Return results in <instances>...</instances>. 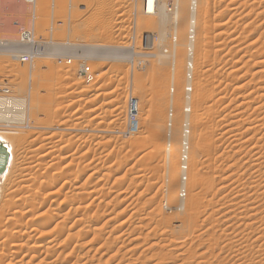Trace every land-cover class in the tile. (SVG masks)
I'll list each match as a JSON object with an SVG mask.
<instances>
[{
    "label": "rangeland",
    "instance_id": "rangeland-1",
    "mask_svg": "<svg viewBox=\"0 0 264 264\" xmlns=\"http://www.w3.org/2000/svg\"><path fill=\"white\" fill-rule=\"evenodd\" d=\"M181 1L184 3H181ZM181 1L180 4L184 5L182 6L188 14V6L186 7V5L189 0H187V2L186 0ZM164 2L167 3V0ZM50 3H54L56 5H50ZM0 4H3L7 10L3 13L0 12L1 34L3 33L4 35L15 37L16 31L18 30L17 28H19L20 25L26 27L30 25L29 21L31 20V14L28 7H26V5H22L25 7V11L17 10L16 6L17 4H22L21 0H0ZM238 5H240L239 7L241 9L237 7ZM263 5L264 0H257V3L256 0L255 2L254 0H198L197 10L199 11H197V13L199 15L196 16V20L198 19L196 21V28L198 27L196 32L198 30L199 31L196 33L197 35L195 34V39L197 37L196 40H198L199 43L194 40V46L198 47L199 51H209L208 54L205 55L206 57L204 56L205 53H203V51L200 52L202 53L200 56L204 58L199 59V51L197 52L198 48L195 47L194 50V59L196 57L194 62L196 61L195 65L196 63L197 65L195 69L192 70L193 77H195L193 78L194 81L192 80V83L194 84L191 83L193 85V96L191 95L190 97L192 111L187 114L189 115L188 120V116L183 114V104L181 105V103L187 102L190 106V98L188 97L189 101H186V99H183L185 102L183 100L182 102L180 101V97L185 96H182L184 93L182 88L186 82L181 81L180 83L179 80H182V78L176 79L173 82L175 83V85H173L175 86L174 92L177 93V95H173L175 96L173 97L175 100L173 107L174 114L176 115L175 117H177V120L184 117L185 121L184 119H181V123L188 124L190 122L188 124L190 125V128L188 127V129L189 131L191 130V133L189 134L190 139L188 138V141L190 140V147H188V150L186 151L188 152V159L190 158V160L186 159V161L185 159H181L182 162L185 160L186 164L188 162L187 168L189 176L187 175L186 183H183L186 187L183 185L179 188L175 187V191L173 190V193L169 188V186L171 187V184L169 183L172 182V179L170 178L171 181L167 179L168 174H165V172H167L165 169L167 170V168H169L168 166L171 167V164L167 166L168 156L164 154L163 145L166 141L171 140L172 145L174 146L175 144L174 147L172 146L173 150L176 148L175 150H178L176 152H179L177 147L181 148L179 141L180 135H178L180 134L181 125L179 126V124H177L176 128L172 129L171 133L175 132L174 137H171L172 135H167V132H165V125L167 119V104H170L168 99V89L171 85L170 76L172 77L173 73L177 72V69H179L177 67L186 70L184 62V59H186L185 49V52H183L184 58L182 62H179L181 63L179 64L180 66H176L173 71L170 68V62H167V58L163 59L164 56L158 55L161 49L158 45L159 41L155 43L151 51L152 54H155L146 59V62L142 67L132 68L128 61L134 54H132L128 48H124V46L128 45L129 41L132 40V42H135V46L138 47L140 45V37L144 32H153L158 37L157 32L160 31V27L156 23L152 24L154 17L142 12V0H45L44 12H38V17L35 19L34 31L36 34V40L45 42L52 40L56 43L70 41L72 44H75L68 46L69 49H67V46L63 47V45L47 47L49 46L47 44V48H43L42 52H45L43 54L41 53L40 58L39 55H36L29 63H21L17 54L0 55V84L7 81L9 87L16 92V95L14 96L15 98L22 95L26 96L27 99H32L30 100L31 102H33L35 97H38L41 101L40 104L33 107L29 111V113H33L29 114L30 118L28 123L30 128L28 127L13 133L8 132L6 135L12 138L11 140L14 142L13 145H15L18 138L19 142L17 141V147L19 148L29 147L28 149L33 150L36 155H40L45 152L44 154L46 156L44 155L45 157L39 161V165H33V162L35 163L34 159L33 161L29 160L31 161V172L27 175V177H29L26 179L27 182L25 180L23 185L24 187L30 185L31 191L33 190L32 192H34L33 195H40L39 200H43L45 198V202L47 201L40 209H34L35 211L33 208L30 209L28 205H24L22 210L18 208L20 211H27L28 215L33 213L34 215L32 214V216L36 218L33 220V223L28 224L26 223L28 222L26 218L28 219L31 216H24L25 218H21L22 221L19 220L21 221L19 223L22 224L19 225V228L16 227L17 225H13L15 228L12 225L10 227L9 225V229H7L9 230L8 240L12 243H21V241H26L27 244L25 243L21 253L16 255V257L9 252L7 255L10 254L11 256H9V258H2V261L0 260L1 264H4V262L7 263L8 261H11L9 264H12L13 262L14 264H19V262L16 261L21 260L24 264H183L184 262V264H253L254 262V264H262L264 260L262 257H258V252L253 254L257 251L256 249H258L259 246L255 249L257 242L255 241V245L251 242L254 240V233L257 235L260 234V231H264V223L260 217L258 219V216L260 215L259 211L263 210L264 206V185L262 179H258L260 176L258 173L264 172V170H262V168L264 169V158L260 163L256 160V156L260 154L257 151H262L264 149L262 143L263 137H261L263 129H260V127H262V123L264 122V116L262 113L264 111V88L262 87L264 86V84H262L264 83V72H262V69L264 70V60L261 61L264 59ZM233 9L238 14H233ZM228 11H230L229 14ZM231 11L232 15L230 14ZM167 16L169 17V15ZM104 19L106 21L108 20L107 23H109L105 24ZM150 19L151 21H149ZM220 22L224 23L220 25ZM167 23H169V21ZM214 24L216 26L215 28ZM223 24H226L228 27L226 25L223 26ZM220 26L221 28H224L222 29L225 30L224 32H222L219 28ZM168 27V24L164 26L166 32ZM203 28H205L206 33L210 32L206 35L207 37L210 36L209 38L205 37ZM252 28H254V30ZM229 32L232 33L230 34ZM221 33H226L227 35H222ZM223 36L224 38H221ZM239 37L240 39H238ZM219 39L220 41H218ZM203 40L208 41L206 43L203 42ZM164 41H162L163 43L160 42L162 45L161 47L167 45L166 37ZM218 43L221 45H218ZM204 44H206V47L203 46ZM207 46H209V48H207ZM247 50H249V52H247ZM20 51L21 49L19 52ZM168 51H170L169 48ZM234 51H236V53H234ZM226 53H229L228 55L230 57H227ZM251 53L252 56L255 53L254 55L256 57H252ZM223 56L225 57L224 59ZM159 57H161V59ZM67 59H71L70 64H68ZM80 59L89 60L93 66L96 73L93 80L94 82L91 81L87 83L82 80L79 75ZM257 60H259L261 64H259ZM154 61L156 63L159 61V65ZM200 61L206 62L202 63ZM254 62L261 65L260 67L263 68L259 69V65L256 66ZM234 64L237 67H235ZM182 66H184L185 69L182 68ZM256 67L259 69L258 71ZM231 68L235 74L233 71L230 72L232 70ZM159 70L161 71L159 72ZM260 71L263 75H260ZM231 73L236 76H232V78L230 76L232 75ZM197 74L199 75L197 76ZM166 76L168 77L166 78ZM139 77L141 78V81H143L141 87L135 85V82L139 79ZM249 79L251 80L249 81ZM201 85L206 89H202ZM198 87L200 90H198ZM256 87L259 88L257 89ZM253 89L255 92H253ZM259 89L260 92H258ZM201 90L204 92L207 91L206 96L209 94L210 97L208 95L204 101L198 102V97L195 96H198L197 93ZM260 93L263 94L260 95ZM219 94H222V96H219ZM130 95L135 97L138 101L137 116L140 124L139 131L133 134L124 133L127 126L126 102ZM250 97L252 99H250ZM218 99L223 101H219ZM158 102L161 106L157 104ZM178 102H180V104ZM70 103L72 104L71 106ZM58 104H61L62 106L60 110L56 109ZM256 105H263V109L260 110V113L259 111H256ZM157 106H159L160 110L162 109L161 112ZM215 106L217 107L215 108ZM141 108H143L146 113L150 110H154L155 112L153 111L151 113L155 114L156 112H159L162 115L157 114L160 118H157L156 121H153L152 118L153 124H147V122L143 121L139 117V110ZM213 115L217 116L214 117ZM152 116L154 117V115ZM211 116L213 118H211ZM220 117L223 118L221 119ZM198 118H201L200 121ZM241 120L242 122H240ZM59 121H63L61 123L64 124L58 126L57 122ZM227 123L230 125L228 126ZM149 125L153 126L150 127ZM70 126L71 129H69ZM185 126L187 127V125ZM226 130L227 132H225ZM176 131H179V133H176ZM158 132L160 134H158ZM147 134L148 137H146ZM152 134L154 136H152ZM208 136L211 138H207ZM167 137H170V140H168ZM256 138L258 142L255 140ZM49 145H52L54 148L52 146L48 147ZM208 145H210L211 148ZM255 147H257V149H255ZM258 147L261 148L258 149ZM14 148H16V145ZM47 148L48 150L50 148L54 149L51 150L54 151V153L49 152L50 154H47ZM186 152L185 154L187 155ZM148 155L150 156L148 157ZM70 156H72L73 159ZM145 156L146 158H144ZM176 156L177 155H174L171 156L172 158H169L170 161L176 162V164L174 162L175 175H177L176 169L179 166V159ZM191 159L193 161H191ZM189 161L191 162L192 167L191 164H189ZM11 164L12 163L10 162L8 165L10 172L17 168V166L21 163H18V160H14V164H12L13 166ZM194 172L203 175L205 182L202 183L201 186H191L192 178L194 176L193 174H195ZM255 172H257V174ZM30 173L33 177L30 176ZM64 176L66 181L70 182V186L67 185V182L65 185ZM188 177L191 179H189L191 183L189 182ZM4 178L5 177L3 176L0 180V185L3 188L0 190V204L3 200L9 197L6 195L7 191H4L6 187H4V185H6ZM28 181H30V183ZM174 181L175 180L173 179V182ZM74 185H79V188H76ZM49 191H52L54 194H50ZM192 191L196 192L197 196L199 195L198 197L201 204L197 209L198 212L195 213V223L188 225L187 222L185 223L183 221V218H186V204L190 196L189 194H191ZM15 194H13L14 199H17L22 195H24L23 197L25 198L29 196V193L27 194L26 191L23 193L19 192V194L18 192H15ZM169 195L171 197H169ZM31 196L28 197L29 200L32 198L31 201L35 203L34 199L36 198ZM67 196H69V199H67ZM48 198L53 200L51 201L50 210L47 213L49 217H51L49 218L50 220L47 218L45 219L47 214L43 211V209H47V203L49 202ZM74 198L76 199L72 201L71 199ZM77 203H79L80 207L78 212H75L76 214L74 215V211L72 209ZM181 203H184L185 206H183L184 204L181 206ZM63 210H68L67 212H69V215L71 216V219L69 218L65 221V228H68V226H70L69 224H72L71 222H73L76 215L79 216V224L73 226L71 230L74 232V230L76 231L78 229L80 232L78 231L79 233L77 232L78 234H76V236L73 235L72 238H69V236L67 238L65 233L60 234L58 232L60 229H58L56 222L61 218ZM72 214L74 216H72ZM179 217L181 219H179ZM46 222L47 224H45ZM2 225H4V223ZM31 228H34L36 231H30L32 230ZM23 230H26V232L28 231L23 234L24 236L21 235ZM71 230L69 231L72 233ZM16 231L20 232L16 234ZM11 235L13 236L10 237ZM247 235L248 237H253L248 239ZM28 236H30V238ZM45 238L52 244L49 242L46 243V241L44 242ZM246 240L250 242H248L249 244L253 245L247 246L248 243ZM9 241L7 243H10ZM32 243L41 244V247H31L30 245ZM171 245H173L172 248ZM47 246H50L49 249H51V254H48L46 251L41 252V250H45L44 248ZM244 246H247L249 250L251 249L252 251L250 250V252H254L250 253L246 247L244 248ZM240 248L241 250L243 249V251H239ZM244 249L248 253L244 252ZM242 252L244 253L241 254ZM235 253L237 255L239 253V255L235 257ZM245 253L247 254V257ZM255 255H257V257ZM20 257L21 260H19ZM240 257H242V260H240ZM250 257H254L255 259H250ZM258 260L260 262L262 261V263L257 262Z\"/></svg>",
    "mask_w": 264,
    "mask_h": 264
},
{
    "label": "bare ground",
    "instance_id": "bare-ground-1",
    "mask_svg": "<svg viewBox=\"0 0 264 264\" xmlns=\"http://www.w3.org/2000/svg\"><path fill=\"white\" fill-rule=\"evenodd\" d=\"M2 1V0H1ZM22 1V4H20V5H18L17 4V10H24L25 9V7L24 6H22V5H26V7H28V9H29V12H30V21H29V24L30 25H28V27H26V26H23V25H20V28H22L21 29V31L23 30V32L24 33H26V34H24L23 36H22V38H23V40L21 39V36H19V33H20V31H16V36L15 37H10V35L8 36V35H4L3 33L1 34V32H0V55H7V54H17L18 55V59L22 56V55H24V54H26V55H28V56H30V60H29V62H31L33 59H34V57L36 56V55H39V58H40V56H41V53L43 54L45 51H43L42 52V50H43V48H47V47H54V46H62L63 45V47L64 46H67V49H69V47L68 46H71V45H74V44H72V42H53L52 40H49V41H40V40H36V34H35V31H34V29H35V19L38 17L37 16V13L39 12H44V10H45V0H29V1H26V0H21ZM52 1V0H51ZM165 1V0H164ZM163 0H142V12L143 13H145V14H147V15H152L154 18H153V21H152V24H154V23H156L160 28H159V30L160 31H158L157 33H158V37H157V35H155V33H153V32H144L142 35H141V37H140V45L138 46V47H136L135 46V42L133 41L132 42V40H130L129 41V43H128V45H126V46H124V48H128L131 52H132V54H134L130 59H129V63H130V65H131V67L132 68H140V67H142L143 65H144V63L146 62V59H148V58H150V57H152L154 54H152V49H153V47H154V45H155V43L156 42H158V45H159V47L161 48H159L160 49V52L158 53V55H161V56H164V58L163 59H165V58H167V62H170V64L169 65H171L170 66V68L172 69V71L175 69V67L176 66H180L179 64H181V63H179V62H182V60H183V52H185L186 51V59H184V62H185V68H186V70H183V69H181L180 67H177V68H179V69H177V74L174 72L173 73V75H172V77L170 76V78H171V80H170V82H171V85H170V88L168 89L169 91H168V95H169V103L170 104H167L168 105V108H167V110L168 109H171L172 110V113H171V126H168V111H167V119H166V131L165 132H167V135L168 136H170V135H172L171 137H174L175 136V132L174 133H171V131H172V129L173 128H176V126H177V124H179V126L181 127V129H180V134H178V135H180V146H181V148H178L177 147V149H179V152H176V151H178V150H173L172 149V142H171V140H170V137L168 138V140H170V141H166L165 142V144L163 145L164 146V148H163V151H164V154L165 155H167L168 156V161H167V166L168 165H170L171 164V167L170 166H168L169 168H167V170L165 169V171H167V172H165V174L167 173L168 174V178L167 179H169L170 180V178L172 179V182L171 183H169V184H171V187L169 186V188H170V191L171 192H173V190L175 189V187L176 188H179L181 185H183V183L185 184L186 183V180H187V175H188V168H187V170L185 171L184 169H182V166L181 165H183L184 164V162H182V160L181 159H188V157H189V155H188V152H186L187 153V155L185 154V152L183 151L182 152V141H183V139L184 140H187V144H188V147H190L189 146V144H190V140L188 141V138L190 137V131H189V129H188V127L190 126V125H188V124H184V123H181L182 121H181V119L183 120L184 119V117L182 118H179L178 120H177V117H175L176 115L174 114V109H173V107H174V98L173 97H175V96H173V95H177V93L176 92H174L175 91V86H173V85H175V83H173L176 79H180V78H182V80H179L180 81V83H181V81H184V82H186V84L184 83V87L182 88L183 90L182 91H184V93L182 94V96H184V97H180V101L182 102V100L184 99H186V101H189L188 99L191 97V95H192V84H194V83H192V80H193V78L195 77H193V69H195V67H196V65H197V63H196V65H195V62H194V60L196 59V57H195V59H194V50H195V47L196 46H194V44H195V41L194 40H196L197 39V37H196V39H195V34L199 31H197L196 32V29L198 28H196V26H197V20H196V16L197 15H199L198 13H197V11H199V10H197V8H198V6H197V3H198V0H189V2H188V4L186 5V7L188 6V8H187V12H188V14L186 13V11H185V9H184V5L182 6L181 4H180V1L181 0H167V3L166 2H164ZM201 1V0H200ZM235 1V0H234ZM242 1V0H241ZM250 1V0H249ZM262 1V0H261ZM14 2V1H13ZM54 2V1H53ZM136 2V1H135ZM186 2H187V0H186ZM230 2V1H229ZM254 2H255V0H254ZM181 3H184V2H182L181 1ZM200 3V2H199ZM256 3H257V0H256ZM138 4V3H137ZM238 4V3H237ZM50 5H56V4H54V3H50ZM107 5V4H106ZM200 5V4H199ZM49 6V5H48ZM54 6H51V7H54ZM240 5H238L237 7L238 8H240L239 7ZM264 6V5H263ZM132 7H133V5H132ZM201 7V6H200ZM207 7V6H206ZM243 7V6H242ZM135 8V7H134ZM227 8V7H226ZM229 8V7H228ZM233 8V7H232ZM238 8H236V9H238ZM241 9V8H240ZM249 9V8H248ZM5 10H6V8H5V6H3V4H0V12L1 13H3V12H5ZM228 10V9H227ZM230 10V9H229ZM7 11V10H6ZM25 11V10H24ZM232 11H234V9L232 10ZM232 11H231V15H232ZM237 11V10H236ZM249 11V10H248ZM106 12V11H105ZM229 12L230 11H228V14H229ZM18 13V12H17ZM234 13H236L235 11L233 12V14ZM236 14H238V13H236ZM240 14V13H239ZM255 14V13H254ZM41 15V14H40ZM167 15H169V17L167 16ZM188 15V16H187ZM230 15V16H231ZM135 16V15H134ZM228 16V15H227ZM238 16H240V15H238ZM41 17V16H40ZM202 17V16H201ZM4 18V17H3ZM169 18V19H168ZM231 18H233V17H231ZM238 18V17H237ZM188 19H189V21H188ZM202 19V18H201ZM205 19V18H204ZM1 20V19H0ZM14 20V19H13ZM20 20V19H19ZM105 20V19H104ZM203 20V19H202ZM206 20V19H205ZM228 20V19H227ZM248 20V19H247ZM108 21V20H107ZM107 21L105 20L104 22H105V24H108L107 23ZM149 21H151V19L149 20ZM169 21V23H167ZM188 21V22H187ZM200 21V20H199ZM198 21V22H199ZM223 21V20H222ZM239 21V20H238ZM237 21V22H238ZM15 22V21H14ZM137 22H138V19H137ZM205 22V21H204ZM234 22H235V19H234ZM240 22V21H239ZM22 23V22H21ZM149 23V22H148ZM222 23H224V22H222ZM221 22H220V25L222 24ZM19 24V23H18ZM155 24V25H156ZM166 24H168V28H167V32L165 31L166 29L164 28V26L166 25ZM187 24H188V27H187ZM218 24V23H217ZM255 24V23H254ZM144 25V24H143ZM226 24H223V26H225ZM244 25V24H243ZM248 25V24H247ZM18 26V25H17ZM201 26H202V24H201ZM227 26V25H226ZM233 26H235V25H233ZM242 26V25H241ZM250 26V25H249ZM53 27V26H52ZM204 27H205V24H204ZM212 27V26H211ZM216 26H215V24H214V28H215ZM228 27V26H227ZM244 27V26H243ZM201 28V27H200ZM221 30L222 29H224V28H221V26L219 27ZM218 28V29H219ZM231 28V27H230ZM188 29V30H187ZM207 29H208V26H207ZM211 29V28H210ZM219 29V30H220ZM234 29V28H233ZM232 29V30H233ZM236 29V28H235ZM240 29V28H239ZM238 29V30H239ZM242 29V28H241ZM246 29V28H245ZM249 29V28H248ZM247 29V30H248ZM253 30H254V28H252ZM53 30V29H52ZM203 32H205V37L206 38H209V37H207L206 35H207V33H210V32H207L206 33V31H205V28H203ZM1 31V30H0ZM157 31V30H156ZM218 31V30H217ZM217 31H216V33H217ZM225 30H222V32H224ZM241 31V30H240ZM242 31H243V29H242ZM249 31V30H248ZM261 31V30H260ZM227 32V31H226ZM214 33V32H213ZM230 33V32H229ZM228 33V34H229ZM232 33V32H231ZM230 33V34H231ZM166 34H167V36H166ZM186 34H187V37H186ZM204 34V33H203ZM222 34V33H221ZM220 34V35H221ZM224 34H226V33H223L222 35H224ZM244 34V33H243ZM242 34V35H243ZM183 35H185V36H182ZM197 35V34H196ZM201 35H202V33H201ZM218 35V34H217ZM216 35V36H217ZM227 35V34H226ZM49 36V35H48ZM216 36H215V38H216ZM233 36V35H232ZM244 36V35H243ZM242 36V37H243ZM252 36V35H251ZM255 36V35H254ZM165 37L167 38V45H165V46H163V47H161L162 45H161V43H163L162 41H164L165 40ZM177 37H179V38H177ZM185 37V38H184ZM218 37V36H217ZM247 37V36H246ZM264 37V36H263ZM220 38V37H219ZM221 38H224V36L223 37H221ZM225 38H227V37H225ZM233 38V37H232ZM235 38V37H234ZM252 38H255V37H252ZM142 39H145L144 40V42H143V46H142ZM227 39H229V38H227ZM238 39H240V37L238 38ZM242 39H244V38H242ZM258 39V38H257ZM48 40V39H47ZM208 40H210V39H208ZM207 40V41H208ZM196 41H198V40H196ZM207 41L205 40H203V42H206L207 43ZM218 41H220V39L218 40ZM231 41V40H230ZM245 41V40H244ZM161 42V43H160ZM165 42V41H164ZM201 42V41H200ZM210 42V41H209ZM221 42H222V39H221ZM220 42V43H221ZM233 42V41H232ZM235 42H236V40H235ZM238 42H239V40H238ZM248 42V41H247ZM166 43V42H165ZM198 43H199V41H198ZM220 43H218V45L220 44ZM254 43V42H253ZM256 43H257V41H256ZM49 45V46H47L46 47V45ZM52 46H51V45ZM196 44H197V42H196ZM208 44H210V43H208ZM222 44H223V42H222ZM242 44H244V43H242ZM252 44V43H251ZM250 44V45H251ZM259 44V43H258ZM118 45V44H117ZM122 45V44H121ZM199 45V44H198ZM216 45V44H215ZM221 45V44H220ZM229 45V44H228ZM237 45V44H236ZM249 45V46H250ZM253 45V44H252ZM251 45V46H252ZM257 45V44H256ZM167 46H168V48H169V50L170 51H168V48H167ZM204 47H206V44H204L203 45ZM202 46V47H203ZM227 46V45H226ZM225 46V47H226ZM239 46H240V44H239ZM263 46V45H262ZM145 49H144V48ZM201 47V48H202ZM229 47V46H228ZM228 47H227V49H228ZM254 47H256V46H254ZM196 48H198V47H196ZM207 48H209V46H207ZM239 48V47H238ZM21 49V51L19 52V50ZM184 49H185V51H184ZM222 49V48H221ZM224 49V48H223ZM230 49V48H229ZM201 50V49H200ZM205 50V49H204ZM212 50V49H211ZM243 50V49H242ZM258 50V49H257ZM264 50V49H263ZM16 51H18V52H16ZM199 51V48H198V50H197V52ZM203 50H201V51H199V56L202 54V53H200V52H202ZM209 51V50H208ZM208 51L206 50V51H203V53H205L204 54V56L206 55V54H208ZM217 51V50H216ZM223 51V50H222ZM230 51V50H229ZM232 51H233V49H232ZM240 51V50H239ZM245 51V50H244ZM256 51V50H255ZM120 52V51H119ZM207 52V53H206ZM218 52H220V51H218ZM246 52V51H245ZM247 52H249V50H247ZM20 53V54H19ZM115 53V52H114ZM229 53H231V52H229ZM228 53V54H229ZM234 53H236V51H234ZM253 53V52H252ZM252 53H251V56H252ZM222 54V53H221ZM227 54V53H226ZM227 54V57L229 56ZM255 54V53H254ZM253 54V56L254 57H256L255 55ZM113 55V54H112ZM212 55V54H211ZM216 55V54H215ZM220 55V54H219ZM234 55V54H233ZM249 55V54H248ZM116 56V55H115ZM140 56V58H138ZM239 56V55H238ZM252 56V57H253ZM45 57V56H44ZM43 57V58H44ZM141 57H143V58H141ZM156 57V56H155ZM206 57V56H205ZM209 57V56H208ZM230 57V56H229ZM235 57V56H234ZM37 58V57H36ZM137 58H138V61L140 62H135L136 60H137ZM157 58V57H156ZM160 59H161V57H159ZM202 59V58H204V57H199V59ZM217 58H218V56H217ZM225 57L223 56V59H224ZM97 59V58H96ZM158 59V58H157ZM239 59V58H238ZM159 60V59H158ZM246 60V59H245ZM264 59H262L261 61H263ZM19 61L21 62V60L19 59ZM37 61V60H36ZM121 61V60H120ZM160 61V60H159ZM158 61V62H159ZM163 61V60H162ZM177 61H178V64H177ZM199 61V60H198ZM212 61V60H211ZM210 61V62H211ZM229 61V60H228ZM228 61H227V63H228ZM232 61V60H231ZM258 61V63L259 64H261L260 63V61L259 60H257ZM29 62H21V63H29ZM68 62V61H67ZM70 62H71V59H70ZM69 62V63H70ZM155 62V61H154ZM157 62V63H158ZM166 62V61H165ZM200 62H202V61H200ZM206 62V61H205ZM205 62H202V63H205ZM208 62V61H207ZM236 62V61H235ZM112 63V62H111ZM156 63V62H155ZM156 63V64H157ZM160 63V62H159ZM159 63H158V65H159ZM162 63V62H161ZM225 63V62H224ZM255 63V62H254ZM263 63V62H262ZM177 64V65H176ZM199 64H201V63H199ZM209 64V63H208ZM212 64V63H211ZM215 64V63H214ZM223 64V63H222ZM237 64V63H236ZM243 64H244V62H243ZM256 64V63H255ZM259 64H256V66L257 65H259ZM184 65V64H183ZM195 65V66H194ZM210 65V64H209ZM263 65H264V63H263ZM262 65V66H263ZM157 66V65H156ZM229 66V65H228ZM233 66V65H232ZM234 66H235V64H234ZM261 65H259L258 67H260ZM194 67V68H193ZM216 67V66H215ZM235 67H237V66H235ZM242 67H243V65H242ZM264 67V66H263ZM263 67H260L259 69H262ZM17 68V67H16ZM163 68V67H162ZM182 68H184V66H182ZM184 68V69H185ZM220 68V67H219ZM224 68H225V66H224ZM26 69V68H25ZM232 69V68H231ZM230 69V70H231ZM239 69V68H238ZM248 69V68H247ZM256 69H257V67H256ZM259 69H257V71L259 70ZM208 70V69H207ZM229 70V69H228ZM227 70V71H228ZM240 70V69H239ZM238 70V71H239ZM155 71H157V70H155ZM161 70H159V72H160ZM163 71H165V70H163ZM176 71V70H175ZM210 71H211V69H210ZM218 71V70H217ZM233 71V69L230 71V72H232ZM166 72H167V70H166ZM209 72V71H208ZM207 72V73H208ZM234 72V71H233ZM244 72V71H243ZM262 72H264V70L262 69ZM261 71H260V75H263V73H262ZM25 73V72H24ZM33 73V72H32ZM170 73L172 74V72L170 71ZM209 73H211V72H209ZM27 74V73H26ZM30 74V73H29ZM49 74V73H48ZM153 74V73H152ZM215 74H216V72H215ZM232 74V73H231ZM234 74H235V72H234ZM234 74H232V75H230L231 77L233 76H236V75H234ZM242 74V73H241ZM52 75V74H51ZM50 75V76H51ZM156 75H157V73H156ZM195 75V74H194ZM199 74H197V76H198ZM211 75V74H210ZM28 76V75H27ZM63 76V75H62ZM154 76V75H153ZM201 76H203V75H201ZM22 77V76H21ZM159 77V76H158ZM168 76H166V78H167ZM200 77V76H199ZM206 77V76H205ZM232 77V78H233ZM240 77V76H239ZM242 77V76H241ZM262 77V76H261ZM63 78V77H62ZM98 78V77H97ZM159 78H161V77H159ZM225 78V77H224ZM228 78H230V77H228ZM253 78H254V76H253ZM60 79V78H59ZM162 79H164V78H162ZM169 79V78H168ZM196 79V78H195ZM205 79V78H204ZM223 79V78H222ZM236 79V78H235ZM252 79V78H251ZM251 79H249V81L251 80ZM198 80V79H197ZM208 80V79H207ZM225 80V79H224ZM229 80V79H228ZM237 80V79H236ZM240 80V79H239ZM25 81V80H24ZM103 81V80H102ZM136 81V80H135ZM159 81V80H158ZM162 81V80H161ZM194 81V80H193ZM244 81V80H243ZM248 81V80H247ZM60 82V81H59ZM80 82V81H79ZM78 82V83H79ZM94 82V81H93ZM119 82V81H118ZM143 81H141V78L139 77V79H137V81L135 82V85H137V86H142V83ZM232 82V81H231ZM234 82V81H233ZM162 83V82H161ZM164 83V82H163ZM167 83V82H166ZM165 83V84H166ZM192 83V84H191ZM205 83V82H204ZM210 83V82H209ZM235 83V82H234ZM239 83V82H238ZM253 83V82H252ZM100 84V83H99ZM198 84V83H197ZM211 84V83H210ZM209 84V85H210ZM236 84V83H235ZM261 84V83H260ZM262 84H264V83H262ZM31 85V84H30ZM59 85V84H58ZM217 85V84H216ZM215 85V86H216ZM0 92L1 91H3L4 93H2V94H0V167H1V164H3L6 160V166H5V169L3 170V172L0 174V180H1V177H5L4 178V180L6 181L5 183H6V185H4V187H5V189H4V191L7 193L6 195H8L9 197L7 198V199H5V200H3L2 201V203L0 204V260L2 261V258H4V257H8L9 258V256H11L10 254L9 255H7L9 252H11V254H13V256H15L16 257V255H18V254H20L21 253V251H22V248H23V246H25V243H26V241L24 242H22L21 241V243H16V242H10L8 239V237H9V230H7V229H9V225H10V227H11V225L13 226V225H17L16 227H18L19 228V225H22V224H20L19 222H21L22 221V219L21 218H25L24 216H31V217H34V216H32V212H33V210L35 209H40L41 207H43V204L44 203H46L45 202V198L42 200H39V196L40 195H33V193L34 192H32L31 191V188H30V185H27V184H25V185H27L26 187H24V185H23V183L25 182V180L29 177H27V175H29V172H31L30 170H31V161H33V159L35 160V163L33 162V165H35V166H37V165H39V161L40 160H42V158L43 157H45L46 155L43 153V154H40V155H36V154H34V152H33V150H30V149H28L27 147L25 148V147H21V148H19V147H17V144H18V142H19V139L17 138V141H16V143H15V145H16V148H14V146L15 145H13V140H11L12 138L11 137H8V135H6L8 132H16V131H18V130H23V129H26V128H28L30 125H29V123H28V121H29V114H33V113H29V111H30V109H32L33 107H36L38 104H40L41 103V101L38 99V97H35L34 99H33V102H31L30 100H32V99H27V97L26 96H22V95H19L17 98H15L14 96L16 95V92L15 91H13V89H11L10 87H9V84L7 83V81H5L4 83H1L0 84ZM153 86V85H152ZM176 86H177V83H176ZM186 86H190L191 87V90H188V89H186ZM202 86V85H201ZM235 86V85H234ZM237 86V85H236ZM31 87V86H30ZM156 87V86H155ZM160 87V86H159ZM212 87V86H211ZM261 87V86H260ZM263 88H264V86H262ZM62 88V87H61ZM64 88V87H63ZM70 88V87H69ZM203 88H205V87H203L202 86V89ZM216 88V87H215ZM238 88V87H237ZM240 88V87H239ZM254 88V87H253ZM257 88V87H256ZM259 88V87H258ZM257 88V89H258ZM262 88V89H263ZM21 89V88H20ZM65 89V88H64ZM159 89H161V88H159ZM206 89V88H205ZM204 89V90H205ZM231 89V88H230ZM229 89V90H230ZM261 89V88H260ZM260 89L258 90V92H260ZM82 90V89H81ZM194 90H195V88H194ZM198 90H200L199 89V87H198ZM209 90V89H208ZM234 90V89H233ZM254 90V89H253ZM264 90V89H263ZM262 90V91H263ZM71 91H73V90H71ZM76 91V90H75ZM154 91V90H153ZM212 91V90H211ZM219 91V90H218ZM224 91V90H223ZM222 91V92H223ZM242 91V90H241ZM244 91V90H243ZM261 91V92H262ZM194 92V91H193ZM206 92L207 91H200L199 93H197V95L198 96H195V97H198V102H202V101H204V99L206 98V97H208V95L206 96ZM210 92V91H209ZM253 92H255V90L253 91ZM62 93V92H61ZM153 93V92H152ZM160 93V92H159ZM175 93V94H174ZM179 93V92H178ZM182 93V92H181ZM195 93V92H194ZM218 93V92H217ZM244 93V92H243ZM264 93V92H263ZM263 93H260V95L261 94H263ZM35 94V93H34ZM59 94V93H58ZM65 94V93H64ZM97 94V93H96ZM158 94V93H157ZM161 94V93H160ZM212 94H213V92H212ZM211 94V95H212ZM252 94V93H251ZM257 94V93H256ZM63 95V94H62ZM61 95V96H62ZM108 95V94H107ZM110 95V94H109ZM217 95V94H216ZM255 95V94H254ZM258 95H259V93H258ZM30 96H32V95H30ZM35 96H37V95H35ZM131 96V95H130ZM129 96V97H130ZM180 96V95H179ZM193 96V95H192ZM219 96H222V94H219ZM235 96V95H234ZM241 96H242V94H241ZM252 96V95H251ZM257 96V95H256ZM263 96H264V94H263ZM58 97V96H57ZM63 97V96H62ZM128 97V98H129ZM189 97V98H188ZM209 97H210V95H209ZM214 97V96H213ZM249 97V96H248ZM258 97V96H257ZM261 97V96H260ZM32 98V97H31ZM130 98H133V99H135L136 100V103H137V111H138V101H137V99L135 98V97H133V96H131ZM155 98V97H154ZM154 98H152V99H154ZM221 98V97H220ZM230 98V97H229ZM238 98H240V97H238ZM245 98V97H244ZM243 98V99H244ZM262 98V97H261ZM167 99V100H168ZM193 99V98H192ZM215 99H217V98H215ZM214 99V100H215ZM224 99H225V97H224ZM232 99V98H231ZM250 99H252L251 97H250ZM256 99V98H255ZM258 99V98H257ZM48 100V99H47ZM50 100V99H49ZM156 100V99H155ZM183 100V101H184ZM194 100V99H193ZM197 100V99H196ZM213 100V101H214ZM219 101H223V100H220V99H218ZM233 100V99H232ZM247 100V99H246ZM261 100H263V99H261ZM75 101V100H74ZM78 101V100H77ZM97 101V100H96ZM165 101V100H164ZM211 101V100H210ZM217 101V100H216ZM230 101V100H229ZM32 104H31V103ZM43 102V101H42ZM47 102V101H46ZM153 102V101H152ZM185 102V101H184ZM195 102V101H194ZM228 102V101H227ZM242 102V101H241ZM247 102V101H246ZM251 102H253V101H251ZM262 102V101H261ZM59 103V102H58ZM62 103V102H61ZM71 103H72V101H71ZM70 103V106L72 105ZM77 103V102H76ZM179 104H180V102H178ZM191 103V98H190V102H189V104ZM215 103H217V102H215ZM254 103V102H253ZM31 104V105H30ZM54 104V103H53ZM80 104V103H79ZM158 105H160L161 106V104L158 102L157 103ZM183 104V105H182ZM212 104V103H211ZM236 104V103H235ZM258 104H259V101H258ZM257 104V105H258ZM264 104V103H263ZM181 105H182V111H183V114H186L185 116H188L187 117V120H188V118H189V115H187V114H189L190 113V111H192L191 110V108H192V106H191V104H190V106L188 105V103L187 102H185V103H181ZM208 105V104H207ZM213 105V104H212ZM211 105V106H212ZM217 105V104H216ZM234 105V104H233ZM240 105V104H239ZM247 106H249L248 104H246ZM252 105V104H251ZM254 105V104H253ZM256 105V111H259V113H260V110H262L263 109V105L262 106H257ZM261 105V104H260ZM66 106V105H65ZM165 106H166V104H165ZM197 106V105H196ZM210 106V107H211ZM55 107V106H54ZM53 107V108H54ZM61 104H58L57 105V110H60L61 109ZM155 107H156V105H155ZM189 108V111H187V110H184V108ZM217 106H215V108H216ZM222 107V106H221ZM235 107V106H234ZM250 107V106H249ZM116 108H118V107H116ZM153 108V107H152ZM157 108L160 110V108H159V106H157ZM163 108V107H162ZM202 108V107H201ZM205 108V107H204ZM213 108V107H212ZM214 108V109H215ZM218 108H220V107H218ZM223 108V107H222ZM63 109V108H62ZM95 109V108H94ZM158 109H157V111H158ZM241 109V108H240ZM239 109V110H240ZM156 110V109H155ZM162 110V109H161ZM161 110H160V112H161ZM197 110V109H196ZM198 110H199V108H198ZM238 110V109H237ZM56 111V110H55ZM154 111V110H153ZM152 110H150L149 112H145V110L143 109V108H141L140 110H139V117H140V119H142L143 121H145V122H147V124H153V122H152V118H153V121H156L157 120V118L159 119L160 117L158 116L159 114H161V113H151V112H153ZM201 111H203V110H201ZM208 111H209V109H208ZM211 111V110H210ZM219 111V110H218ZM233 111V110H232ZM126 112H127V105H126ZM155 112V111H154ZM179 112H181V111H179ZM200 112V111H199ZM215 112V111H214ZM222 112V111H221ZM230 112V111H229ZM58 113V112H57ZM212 113V112H211ZM218 113V112H217ZM239 113V112H238ZM243 113V112H242ZM263 113V116H264V111L262 112ZM262 113H261V115H262ZM84 114V113H83ZM87 114V113H86ZM158 114V115H157ZM215 114V113H214ZM236 114H237V112H236ZM151 115V116H150ZM152 115H154V117L152 116ZM162 115V114H161ZM199 115V114H198ZM205 115V114H204ZM229 115V114H228ZM243 115H245V114H243ZM252 115V114H251ZM260 115V116H261ZM101 116V115H100ZM179 116V115H178ZM201 116H202V114H201ZM214 116V115H213ZM217 116V115H216ZM216 116H214V117H216ZM221 116V115H220ZM226 116V115H225ZM232 116V115H231ZM239 116H240V114H239ZM247 116V115H246ZM151 117V118H150ZM156 117V118H155ZM175 117V118H174ZM198 117V116H197ZM206 117V116H205ZM210 117V116H209ZM229 117V116H228ZM243 117V116H242ZM251 117V116H250ZM91 118V117H90ZM137 118H138V116H137ZM211 118H213L212 116H211ZM210 118V119H211ZM221 118V117H220ZM223 118V117H222ZM221 118V119H222ZM235 118V117H234ZM245 118V117H244ZM254 118V117H253ZM264 118V117H263ZM73 119V118H72ZM194 119V118H193ZM199 119V118H198ZM201 119V118H200ZM200 119H199V121H200ZM217 119V118H216ZM219 119V118H218ZM248 119V118H247ZM138 120V119H137ZM206 120V119H205ZM220 120V119H219ZM254 120V119H253ZM126 121H127V114H126ZM184 121H185V119H184ZM183 121V122H184ZM193 121V120H192ZM207 121H209V120H207ZM221 121V120H220ZM223 121V120H222ZM227 121V120H226ZM234 121V120H233ZM259 121V120H258ZM56 122V121H55ZM61 122H63V121H61ZM60 121L59 122H57V124H58V126L59 125H62V124H64V123H61ZM65 122V121H64ZM110 122V121H109ZM239 122V121H238ZM240 122H242V120L240 121ZM260 122V121H259ZM61 123V124H60ZM137 123H138V130L136 131V132H138L139 131V126H140V124H139V121H137ZM208 123V122H207ZM231 123V122H230ZM235 123V122H234ZM233 123V124H234ZM248 123H249V121H248ZM261 123V122H260ZM56 124V123H55ZM145 124V123H144ZM154 124H155V122H154ZM197 124V123H196ZM196 124H194V125H196ZM211 124V123H210ZM219 124V123H218ZM222 124V123H221ZM226 124V123H225ZM232 124V125H233ZM253 124V123H252ZM67 125V124H66ZM156 125V124H155ZM160 125V124H159ZM185 125H187V127L185 126ZM199 125V124H198ZM227 125H228V123H227ZM230 125V124H229ZM228 125V126H229ZM231 125V126H232ZM242 125H243V123H242ZM144 126V125H143ZM150 127L151 126H153V125H149ZM216 126V125H215ZM225 126V125H224ZM258 126V125H257ZM262 127H260V129H263V131H262V136L261 137H263V148H264V122L262 123V125H261ZM254 127V126H253ZM30 128V127H29ZM154 128H155V126H154ZM161 128V127H160ZM178 128V127H177ZM190 128V127H189ZM206 128V127H205ZM259 128V127H258ZM69 129H71V126L69 127ZM150 129V128H149ZM163 129V128H162ZM192 129H194V128H192ZM208 129V128H207ZM206 129V130H207ZM214 129V128H213ZM215 129H217V128H215ZM254 129V128H253ZM256 129V128H255ZM259 129V130H260ZM100 130V129H99ZM148 130V129H147ZM156 130V129H155ZM242 130V129H241ZM251 130V129H250ZM94 131V130H93ZM152 131V130H151ZM217 131V130H216ZM258 131V130H257ZM179 133V131H176V133ZM203 132H204V130H203ZM202 132V133H203ZM225 132H227V130L225 131ZM234 132V131H233ZM249 132V131H248ZM124 133H126V130L124 131ZM152 133V132H151ZM193 133H195V132H193ZM201 133V132H200ZM221 133V132H220ZM251 133V132H250ZM255 133V132H254ZM258 133V132H257ZM156 134V133H155ZM158 134H160L159 132H158ZM183 134H184V136H183ZM213 134V133H212ZM223 134V133H222ZM221 134V135H222ZM229 134V133H228ZM53 135V134H52ZM167 135H165V136H167ZM218 135V134H217ZM216 135V136H217ZM220 135V134H219ZM226 135V134H225ZM224 135V136H225ZM238 135V134H237ZM152 136H154L153 134H152ZM160 136V135H159ZM177 136V135H176ZM210 136V135H209ZM207 137V138H211V137ZM212 136V135H211ZM230 136V135H229ZM235 136V135H234ZM239 136V135H238ZM248 136V135H247ZM246 136V137H247ZM59 137V136H58ZM87 137V136H86ZM146 137H148V134H147V136ZM155 137H156V135H155ZM260 137V136H259ZM50 138V137H49ZM49 138H48V140H49ZM150 138V137H149ZM157 138V137H156ZM167 138H166V140H167ZM177 138V137H176ZM179 138V137H178ZM192 138V137H191ZM45 139V138H44ZM47 139V138H46ZM154 139V138H153ZM172 139V138H171ZM190 139V138H189ZM202 139V138H201ZM226 139V138H225ZM14 140H16V139H14ZM41 140V139H40ZM144 140V139H143ZM149 140V139H148ZM161 140V139H160ZM205 140H206V138H205ZM218 140V139H217ZM228 140V139H227ZM257 142H258V140H257V138L255 139ZM68 141V140H67ZM135 141V140H134ZM154 141V140H153ZM174 141V140H173ZM178 141V142H179ZM210 141V140H209ZM231 141H232V139H231ZM233 141H235V140H233ZM237 141V140H236ZM247 141V140H246ZM260 141V140H259ZM262 141V140H261ZM47 142H49V141H47ZM131 142H133V141H131ZM138 142V141H137ZM140 142H142V141H140ZM151 142V141H150ZM189 142V143H188ZM192 142V141H191ZM207 142V141H206ZM238 142V141H237ZM45 143V142H44ZM146 143V142H145ZM174 143H176V142H174ZM209 143V142H208ZM234 143V142H233ZM32 144V143H31ZM49 144V143H48ZM50 144H51V141H50ZM148 144V143H147ZM154 144V143H153ZM163 144V143H162ZM202 144H204V143H202ZM202 144H201V147H202ZM214 144V143H213ZM254 144V143H253ZM38 145V144H37ZM191 145H192V143H191ZM206 145V144H205ZM234 145V144H233ZM243 145V144H242ZM52 145H49L48 147H51ZM69 146V145H68ZM154 146V145H153ZM174 146H175V144H174ZM173 146V147H174ZM179 146V147H180ZM209 147H210V145H208ZM213 146V145H212ZM234 146H236V145H234ZM257 146H258V144H257ZM53 147V146H52ZM78 147V146H77ZM142 147V146H141ZM241 147V146H240ZM239 147V148H240ZM262 147V146H261ZM261 147H258V149L259 148H261ZM54 148V147H53ZM62 148V147H61ZM88 148H89V146H88ZM207 148V147H206ZM211 148V147H210ZM248 148V147H247ZM75 149V148H74ZM150 149V148H149ZM249 149V148H248ZM254 149V148H253ZM255 149H257V147H255ZM254 149V150H255ZM51 150H54V149H49L48 150V148H47V154L50 152V153H54V151H51ZM57 150H59V149H57ZM56 150V151H57ZM156 151V150H155ZM201 151V150H200ZM206 151V150H205ZM70 152V151H69ZM68 152V153H69ZM74 152V151H73ZM151 152V151H150ZM208 152H209V150H208ZM226 152V151H225ZM258 153H260V154H263V155H257L256 156V160L260 163L261 161H262V159L264 158V149L262 150V151H257ZM256 152V153H257ZM49 153V154H50ZM59 153V152H58ZM213 153V152H212ZM56 154V153H55ZM70 154V153H69ZM81 154H83V153H81ZM145 154V153H144ZM143 154V155H144ZM159 154V153H158ZM163 154V153H162ZM255 154V153H254ZM45 155V156H44ZM140 155V154H139ZM174 156V155H177L176 157H178V159H179V162H178V167H177V169H176V174L178 175H175V169H174V162L173 161H170L169 160V158L171 157V156ZM209 155V154H208ZM212 155V154H211ZM256 155V154H255ZM63 156V155H62ZM150 155H148V157H149ZM222 156V155H221ZM229 156V155H228ZM51 157V156H50ZM54 157V156H53ZM57 157V156H56ZM71 158H72V156H70ZM60 158V157H59ZM71 158H69V159H71ZM83 158V157H82ZM144 158H146V156L144 157ZM163 158V157H162ZM172 158V157H171ZM202 158V157H201ZM28 159V160H27ZM73 159V158H72ZM142 159V158H141ZM164 159V158H163ZM177 159V158H176ZM175 159V160H176ZM261 159V160H260ZM14 160H18V163H23L22 165L21 164H19L18 166H17V168H15L13 171H9L10 170V168L8 169V165H9V163L11 162L12 164H14ZM29 160H31V161H29ZM58 160V159H57ZM93 160V159H92ZM180 160H181V164H180ZM185 160H183V161H185ZM188 160H190V158L188 159ZM221 160V159H220ZM251 160V159H250ZM44 161V160H43ZM52 161V160H51ZM187 161V160H186ZM185 161V162H186ZM191 161H193L192 159H191ZM54 162V161H53ZM79 162V161H78ZM144 162V161H143ZM163 162V161H162ZM11 164V165H12ZM59 164H60V162H59ZM175 164H176V162H175ZM187 164H188V162H187ZM189 164H191V162L189 161ZM210 164H211V161H210ZM21 165V166H20ZM55 165H57V164H55ZM155 165V164H154ZM198 165V164H197ZM258 165V164H257ZM13 166V165H12ZM52 166V165H51ZM93 166V165H92ZM149 166V165H148ZM237 166V165H236ZM16 167V166H15ZM34 167V166H33ZM39 167V166H38ZM57 167V166H56ZM81 167V166H80ZM146 167V166H145ZM151 167V166H150ZM179 167H180V173H179ZM187 167H188V165H187ZM191 167H192V164H191ZM190 167V168H191ZM194 167V166H193ZM149 168V167H148ZM158 168V167H157ZM156 168V169H157ZM161 168V167H160ZM163 168H164V166H163ZM257 168V167H256ZM33 169H35V168H33ZM57 169H58V167H57ZM83 169V168H82ZM192 169V168H191ZM196 169V168H195ZM227 169V168H226ZM38 170V169H37ZM222 170H223V168H222ZM255 170H257V169H255ZM262 170H264L263 168H262ZM67 171V170H66ZM65 171V172H66ZM81 171V170H80ZM144 171V170H143ZM192 171V170H191ZM82 172V171H81ZM93 172V171H92ZM96 172H98V171H96ZM193 172V171H192ZM196 172V171H195ZM194 172V173H195ZM58 173V172H57ZM56 173V174H57ZM256 174H257V172H255ZM254 173V174H255ZM31 174V173H30ZM33 174H34V170H33ZM36 174V173H35ZM60 174V173H59ZM67 174V173H66ZM255 174V175H256ZM1 175H3V176H1ZM6 175V176H5ZM38 175V174H37ZM62 175V174H61ZM65 175V174H64ZM89 175V174H88ZM194 176H193V178H192V183H191V179L188 177V180H189V182L192 184H189V185H191L192 187H196V186H198V185H200L201 186V184L202 183H204L205 182V179L203 178V175H201V174H199V173H195V174H193ZM258 175H260L259 177H258V179L260 178V179H262V181H263V185H264V172H259L258 173ZM30 176H32L33 177V175L31 174ZM60 176V175H59ZM66 176V175H65ZM65 176H64V178H65ZM189 176V175H188ZM192 176V175H191ZM226 176H227V174H226ZM47 177V176H46ZM67 177V176H66ZM163 177V176H162ZM166 177V176H165ZM37 178V177H36ZM63 178V177H62ZM68 178V177H67ZM70 178V177H69ZM180 178V179H179ZM237 178V177H236ZM30 179H32V178H30ZM173 179L175 180L174 182H173ZM257 179V180H258ZM33 180V179H32ZM59 180V179H58ZM65 180V185H66V182L68 183L67 185H69L70 186V182H68V181H66V178L64 179ZM63 180V181H64ZM206 180H207V178H206ZM31 181V180H30ZM30 181H28L29 183H30ZM168 181V180H167ZM171 181V180H170ZM180 181H182V182H180ZM26 182H27V180H26ZM78 182V181H77ZM28 183V184H29ZM32 183V182H31ZM71 183H73V182H71ZM94 183V182H93ZM172 183H174V184H172ZM176 183V184H175ZM182 183V184H181ZM209 183V182H208ZM258 183H260V182H258ZM215 184V183H214ZM218 184V183H217ZM238 184V183H237ZM246 184V183H245ZM261 184V183H260ZM48 185H49V183H48ZM63 185H64V183H63ZM168 185V184H167ZM176 185V186H175ZM210 185V184H209ZM223 185H226V184H223ZM256 185V184H255ZM254 185V186H255ZM76 188H79L78 186H76V185H74ZM183 186H185V185H183ZM258 186V185H257ZM186 187V186H185ZM184 187V188H185ZM64 188V187H63ZM74 188V187H73ZM76 188H75V191H76ZM183 188V187H182ZM198 188V187H197ZM3 188L1 187V185H0V190H2ZM48 189V188H47ZM81 189V188H80ZM93 189V188H92ZM190 189V188H189ZM49 190V189H48ZM69 190H70V188H69ZM68 190V191H69ZM79 190V189H78ZM77 190V191H78ZM168 190V189H167ZM185 190H186V188H185ZM184 190V191H185ZM220 190V189H219ZM26 191V193L29 195V196H27V198H25V197H23L24 195H22L21 197L19 196V198H13V194H15V192H18V194H19V192H21V193H23V192H25ZM71 191V190H70ZM75 191H72V192H75ZM84 191V190H83ZM93 191V190H92ZM175 191V190H174ZM179 191V190H178ZM190 191V190H189ZM195 191V190H194ZM197 191V190H196ZM226 191V190H225ZM253 191V190H252ZM260 191V190H259ZM50 192V191H49ZM67 192V191H66ZM81 192V191H80ZM97 192V191H96ZM263 192H264V190H263ZM36 193V192H35ZM52 193V191L50 192V194ZM89 193V192H88ZM174 193V192H173ZM209 193V192H208ZM231 193V192H230ZM49 194V195H50ZM52 194H54V193H52ZM71 194V193H70ZM77 194V193H76ZM211 194V193H210ZM16 195V194H15ZM14 195V196H15ZM21 195V194H20ZM34 196L36 199H34V201H35V203L34 202H32L31 200H32V198H31V200H29V198L28 197H30V196ZM65 195V194H64ZM73 195V194H72ZM74 195H75V193H74ZM73 195V196H74ZM77 195H79V194H77ZM97 195V194H96ZM95 195V196H96ZM190 196H189V198H188V200H187V204H186V206H187V210H186V218L184 219L183 218V221L186 223L187 222V224L188 225H191V224H194L195 223V220H196V217H195V213L196 212H198L197 211V209L199 208V206H200V204H201V201H200V199H199V195L197 196V194H196V192H191V194H189ZM261 195V194H260ZM17 196V195H16ZM31 196V197H32ZM51 196V195H50ZM69 196H71V195H69ZM69 196H67L68 198L67 199H69ZM42 197V196H41ZM44 197V196H43ZM47 197H48V195H47ZM46 197V198H47ZM54 197V196H53ZM74 197H76V196H74ZM169 197H171L170 195H169ZM176 197V196H175ZM180 197V196H179ZM186 197V196H185ZM184 197V198H185ZM258 197V196H257ZM264 197V196H263ZM52 198V197H51ZM51 198H48L49 199V202L47 203V209H43V211H44V213L45 214H47L48 212H49V210H50V205H51V201H53ZM73 198V197H72ZM83 198V197H82ZM173 198H174V196H173ZM183 198V199H184ZM242 198V197H241ZM254 198H255V196H254ZM54 199H56V198H54ZM76 198H74V199H71L72 201H74ZM175 199V198H174ZM210 199V198H209ZM212 199V198H211ZM223 199V198H222ZM264 199V198H263ZM65 200V199H64ZM207 200V199H206ZM246 200V199H245ZM70 201V200H69ZM81 201V200H80ZM210 201V200H209ZM68 202V201H67ZM79 202V201H78ZM185 202V201H184ZM74 203V202H73ZM177 203H178V201H177ZM186 203V202H185ZM205 203V202H204ZM70 204V203H69ZM184 204V203H183ZM182 203H181V206L183 205ZM225 204V203H224ZM254 204V203H253ZM26 206V205H28V207H30V209H32L33 208V210H32V212H30V213H32V214H30V215H28L27 214V211H20V210H18V208H20L21 210H22V207L23 206ZM183 206H185V204L183 205ZM79 203H77V204H75V207H73V211H74V215L78 212V209H79ZM82 207V206H81ZM176 207V206H175ZM212 207V206H211ZM17 208V209H16ZM72 208V207H71ZM71 208H69V209H71ZM75 208V209H74ZM227 208V207H226ZM28 209V208H27ZM68 209V208H67ZM256 209V208H255ZM34 210V211H35ZM29 211V210H28ZM68 211V210H67ZM67 211H65V210H63V213H62V216H61V218L56 222V224H57V227H58V229H60V230H58V232L60 233V234H63V233H65V235L67 236V238H68V236H69V238H72L73 237V235H75L76 236V234H78L80 231L77 229L76 231L74 230V232L71 230L72 229V227L73 226H76L77 224H79V216L78 215H76L75 216V218L73 219V222H71L72 224H69L70 226H68V228H65L66 227V225H65V221H67V219H69L71 216L69 215V212H67ZM200 211V210H199ZM76 212V213H75ZM70 213H71V211H70ZM158 213V212H157ZM259 213H260V215L258 216V219H259V217L261 218V220L263 221V223H264V206H263V210H260L259 211ZM152 214V213H151ZM162 214V213H161ZM205 214V213H204ZM34 215V214H33ZM73 214H72V216H74ZM158 215V214H157ZM179 215V214H178ZM41 216V215H40ZM167 216V215H166ZM171 216V215H170ZM173 216H174V214H173ZM30 217V218H31ZM117 217V216H116ZM26 218V220H28V222H26V223H28V224H31V223H33V220H35V218L36 217H34V218ZM49 219V218H51V217H49V215L47 214V216H45V219ZM244 218V217H243ZM71 219V218H70ZM161 219V218H160ZM163 219V218H162ZM167 219H168V217H167ZM179 219H181L180 217H179ZM257 219V218H256ZM19 220H21V221H19ZM50 220V219H49ZM49 220H47V221H49ZM169 220V219H168ZM5 221V222H4ZM4 223V225H2ZM7 223H10V224H7ZM25 223V224H26ZM146 223H147V221H146ZM185 223H183V224H185ZM198 223V222H197ZM45 224H47V222L45 223ZM56 224H55V226H56ZM40 225H42V224H40ZM65 225V226H64ZM119 225H121V224H119ZM197 225V224H196ZM15 226H13L14 228H15ZM25 226V225H24ZM27 227H28V225H27ZM31 227V226H30ZM78 227H80V226H78ZM156 227V226H155ZM162 227H164V226H162ZM192 227V226H191ZM17 228V229H18ZM154 228V227H153ZM152 228V229H153ZM189 228V227H188ZM257 228V227H256ZM16 229V230H17ZM23 229V228H22ZM25 229V228H24ZM32 230H30V231H33V230H35L34 228H31ZM215 229V228H214ZM8 231V233H7V231ZM19 230V229H18ZM62 230V231H61ZM69 230H71L72 231V233L69 231ZM95 230V229H94ZM163 230V229H162ZM29 231V232H30ZM36 231V230H35ZM79 231V232H78ZM154 231V230H153ZM238 231V230H237ZM252 231V230H251ZM17 232V231H16ZM18 232H20V231H18ZM18 232L16 233V234H18ZM28 232V231H27ZM26 232V230H23L22 231V233H21V235H23L24 233H27ZM78 232V233H77ZM92 232V231H91ZM148 232V231H147ZM257 232H259V231H257ZM7 233V234H6ZM11 233V232H10ZM59 233H58V235H59ZM93 233V232H92ZM166 233V232H165ZM195 233V232H194ZM250 233V232H249ZM252 233V232H251ZM260 234H257V235H255V233H254V237H253V239L254 240H252V242L251 243H256L257 245L255 246V249L257 248V246H259L258 247V249H256L255 251L256 252H250V250L247 248V246L248 245H253V244H249L250 242L249 241H247V246H244V248L246 247V249L247 250H249V252L250 253H253V254H255V253H257L258 252V257L260 256V257H262V259L264 260V231L263 232H259ZM207 234V233H206ZM30 235V234H29ZM156 235V234H155ZM13 235H11L10 237H12ZM24 236V235H23ZM23 236H21V237H23ZM118 236V235H117ZM120 236V235H119ZM173 236H174V234H173ZM5 239H4V238ZM27 237V236H26ZM29 238H30V236H28ZM55 237V236H54ZM125 237V236H124ZM143 237V236H142ZM251 236L250 237H248V235H247V238L249 239H251L252 238ZM28 239V238H27ZM107 239V238H106ZM12 240V239H11ZM48 239H46L45 238V240H44V242L46 241V243H48L49 241H47ZM64 240V239H63ZM129 240V239H128ZM190 240H192V239H190ZM10 242V243H7V242ZM20 241V240H19ZM158 241V240H157ZM256 241V242H255ZM49 243H51V242H49ZM174 243V242H173ZM236 243V242H235ZM27 244V243H26ZM52 244V243H51ZM104 244V243H103ZM170 244H171V242H170ZM179 244V243H178ZM106 245V244H105ZM168 245V244H167ZM175 245H176V243H175ZM243 245V244H242ZM255 245V244H254ZM31 247H34V248H37V247H41V244H35V243H32L31 245H30ZM43 246V245H42ZM119 246V245H118ZM172 246L173 245H171V248H172ZM179 246V245H178ZM44 247V246H43ZM42 247V248H43ZM50 247V246H49ZM49 247L47 246V247H45L44 249L45 250H41V252L42 251H46V252H48V254L50 253L51 254V252H50V250L51 249H49ZM179 247H181V246H179ZM196 247V246H195ZM243 247V246H242ZM41 248V249H42ZM184 248V247H183ZM99 249H100V247H99ZM175 249H177V248H175ZM180 249V248H179ZM252 249H254V248H252ZM234 250V249H233ZM239 251H243V249L241 250V248H240V250ZM252 251V250H251ZM96 252V251H95ZM99 252V251H98ZM102 252V251H101ZM164 252V251H163ZM244 252H246L245 251V249H244ZM244 252H242L241 254H243ZM165 253V252H164ZM176 253V252H175ZM240 253V252H239ZM239 253H238V255H239ZM246 253H248V252H246ZM245 253V254H246ZM154 254V253H153ZM233 254V253H232ZM236 254V253H235ZM244 254V255H245ZM7 255V256H6ZM25 255V254H24ZM24 255H23V257H24ZM85 255V254H84ZM168 255V254H167ZM171 255V254H170ZM237 254H236V256L235 257H237L238 256ZM243 255V256H244ZM151 256V255H150ZM155 256V255H154ZM177 256V255H176ZM250 256V255H249ZM248 256V257H249ZM252 256V255H251ZM256 257H257V255H255ZM15 257H13L14 259H16ZM18 257V256H17ZM21 257H22V255H21ZM21 257L19 258V260H21ZM205 257V256H204ZM207 257V256H206ZM246 257H247V254H246ZM245 257V258H246ZM45 258V257H44ZM154 258V257H153ZM160 258V257H159ZM202 258V257H201ZM241 259L240 260H242V257H240ZM18 259V258H17ZM23 259V258H22ZM41 259H42V257H41ZM53 259H56V258H53ZM175 259H177V258H175ZM179 259V258H178ZM183 259V258H182ZM212 259V258H211ZM234 259V258H233ZM239 259V258H238ZM243 259H244V257H243ZM250 259H255L254 257H250ZM261 259V260H262ZM11 260H12V257H11ZM43 260V259H42ZM88 260V259H87ZM158 260V259H157ZM156 260V261H157ZM181 260V259H180ZM248 260H249V258H248ZM15 261V260H14ZM159 261V260H158ZM250 261H253V260H250ZM13 262V261H12ZM16 262H19V264H24V262H22V260L21 261H16ZM27 262V261H26ZM210 262V261H209ZM249 262V261H248ZM257 262H260L259 260L257 261ZM6 262H4V264H5ZM9 263H11V261H8L6 264H9ZM73 263V262H72ZM77 263V262H76ZM96 263V262H95ZM185 263V262H184ZM183 263V264H184ZM251 263V262H250ZM255 263V262H254ZM253 263V264H254ZM260 263H262V261L260 262ZM0 264H1V262H0ZM12 264H14V262L12 263ZM26 264V263H25ZM161 264V263H160ZM257 264V263H256ZM262 264H264V262L262 263Z\"/></svg>",
    "mask_w": 264,
    "mask_h": 264
},
{
    "label": "built area",
    "instance_id": "built-area-1",
    "mask_svg": "<svg viewBox=\"0 0 264 264\" xmlns=\"http://www.w3.org/2000/svg\"><path fill=\"white\" fill-rule=\"evenodd\" d=\"M26 1H29V0H26ZM18 31H20L19 33V36H21V39L23 40L22 36L26 33L23 32V30L21 31L22 28H17ZM145 39H142V46H143V42H144ZM144 48V47H143ZM145 49V48H144ZM140 58V56L138 57ZM138 58L135 62H139L138 61ZM143 58V57H141ZM21 62H29V60L31 59L30 56L24 54L22 55L20 58ZM68 61V64H70V59H67ZM140 63V62H139ZM97 67V66H95ZM79 75L81 76L82 80L89 83L91 81L94 80L95 78V70L93 68V66L91 65V63L89 62V60H85V59H80L79 60ZM1 87V86H0ZM186 89L188 90H191V87L190 86H186ZM4 93L3 91L0 92V94ZM131 97V96H130ZM128 98L127 99V126H126V133L127 134H133V133H136V131L138 130V123H137V114H138V111H137V103H136V100L133 99V98ZM184 110H187L189 111V108H184ZM168 126H171V113H172V110L171 109H168ZM184 136V134H183ZM182 152L186 151L188 149V144H187V140H184L182 141ZM184 164L181 165L182 166V169H184L185 171L187 170V164L185 163V161H183Z\"/></svg>",
    "mask_w": 264,
    "mask_h": 264
},
{
    "label": "water",
    "instance_id": "water-1",
    "mask_svg": "<svg viewBox=\"0 0 264 264\" xmlns=\"http://www.w3.org/2000/svg\"><path fill=\"white\" fill-rule=\"evenodd\" d=\"M7 161V160H6ZM6 161L3 163V164H1V167H0V174L3 172V170L5 169V166H6Z\"/></svg>",
    "mask_w": 264,
    "mask_h": 264
}]
</instances>
